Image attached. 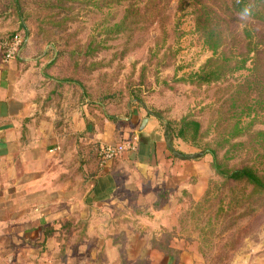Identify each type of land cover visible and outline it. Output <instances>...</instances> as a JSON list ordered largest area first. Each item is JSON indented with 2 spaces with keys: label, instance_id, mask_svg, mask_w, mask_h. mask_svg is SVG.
I'll return each instance as SVG.
<instances>
[{
  "label": "crops",
  "instance_id": "1",
  "mask_svg": "<svg viewBox=\"0 0 264 264\" xmlns=\"http://www.w3.org/2000/svg\"><path fill=\"white\" fill-rule=\"evenodd\" d=\"M15 27L0 18V264H203L182 241V201L171 209L172 194L154 191L183 181L200 201L211 157L182 151L138 108L111 120L92 112L68 85L60 89L48 51L27 36L3 63ZM135 137V152L100 167V146ZM165 173L172 179L159 181Z\"/></svg>",
  "mask_w": 264,
  "mask_h": 264
},
{
  "label": "rangeland",
  "instance_id": "2",
  "mask_svg": "<svg viewBox=\"0 0 264 264\" xmlns=\"http://www.w3.org/2000/svg\"><path fill=\"white\" fill-rule=\"evenodd\" d=\"M69 5L73 11L66 17L55 15L59 11L52 9L28 12L26 32L18 29L16 16L3 19L16 26L14 32L27 35L35 48L48 51L55 75L71 80L67 84L74 96L84 97L92 112L123 117L138 108L166 131L170 124L175 134L187 117L202 124V143L195 147L174 139L182 142V151L203 154L208 147H217L219 159L228 157L226 167L248 164L264 171V136L254 134L264 131V89L236 88L249 75L247 70L216 83L198 81L197 75L214 55L196 31L190 2H171L163 17L133 40L107 32L119 22L122 8L92 7L84 2ZM238 90L246 98L240 99L235 94ZM239 121L245 129L235 134ZM230 131L234 137L227 144H214L218 133ZM204 156L213 161L210 154ZM213 174L200 201L192 200L183 181L182 188H168L165 183L154 193L172 194L171 209L182 201L180 235L203 264H264V196H250L251 187L244 182ZM157 178L172 179L166 173Z\"/></svg>",
  "mask_w": 264,
  "mask_h": 264
},
{
  "label": "trees",
  "instance_id": "3",
  "mask_svg": "<svg viewBox=\"0 0 264 264\" xmlns=\"http://www.w3.org/2000/svg\"><path fill=\"white\" fill-rule=\"evenodd\" d=\"M173 1L175 0H0V18L16 16L19 24L18 29L26 32L25 22L30 19L31 15L28 12L31 11L41 14L45 13L46 9L58 10L59 12L55 15L66 17L73 11L69 3L84 2L88 6L90 4L92 7L101 6L108 9L119 7L123 9L122 16L117 24L107 29V32L115 33L121 39L133 40L145 34L156 19L163 17L168 5ZM178 1L190 2L193 6L196 31L203 39L205 47L214 55L197 75L198 81L205 84L216 83L226 79V76L232 73L247 70L249 75L241 80L236 88H254L256 86L264 89V0ZM31 7L34 9L30 10ZM245 9L248 10V15L242 17L241 14ZM13 34L22 35L18 31ZM53 62L49 65L50 69H53ZM249 64L251 68L247 69ZM54 80L58 82L60 89L71 82L67 78L59 77ZM235 94L240 99L246 98L245 92L241 90ZM233 96L231 95V97ZM104 114L110 120L115 117L109 116L105 112ZM243 115L244 112L241 111L240 116ZM241 122L235 124V134L245 129L243 122L242 128H238ZM169 125L166 133L170 140L177 138L191 143L195 147L201 146L203 135L200 122L187 117L182 119V128L177 134ZM254 134L264 136V131L256 130ZM218 136V142L216 140L214 142L216 145L227 144L229 139L234 137L231 131L224 135L218 133ZM216 149L218 148L208 147L203 151V155L210 154L213 157L211 169L216 176L219 175L225 180L235 183L244 182L251 187L250 196H264V171L248 164L226 167L224 161L228 160V157L219 159V152ZM179 156L182 160H197L201 157L183 153ZM163 195L160 193L158 196L162 198Z\"/></svg>",
  "mask_w": 264,
  "mask_h": 264
},
{
  "label": "built area",
  "instance_id": "4",
  "mask_svg": "<svg viewBox=\"0 0 264 264\" xmlns=\"http://www.w3.org/2000/svg\"><path fill=\"white\" fill-rule=\"evenodd\" d=\"M23 46V38L19 34H13L2 44V62L7 64L17 58ZM138 138L127 140L114 145H102L98 149V159L101 168L106 167L109 163L123 157L126 153L137 150Z\"/></svg>",
  "mask_w": 264,
  "mask_h": 264
},
{
  "label": "clouds",
  "instance_id": "5",
  "mask_svg": "<svg viewBox=\"0 0 264 264\" xmlns=\"http://www.w3.org/2000/svg\"><path fill=\"white\" fill-rule=\"evenodd\" d=\"M241 15H242V17L247 16L248 15V10L245 9Z\"/></svg>",
  "mask_w": 264,
  "mask_h": 264
},
{
  "label": "water",
  "instance_id": "6",
  "mask_svg": "<svg viewBox=\"0 0 264 264\" xmlns=\"http://www.w3.org/2000/svg\"><path fill=\"white\" fill-rule=\"evenodd\" d=\"M145 123H146V120H144V122H143V125H142V130L144 129V127H145Z\"/></svg>",
  "mask_w": 264,
  "mask_h": 264
}]
</instances>
